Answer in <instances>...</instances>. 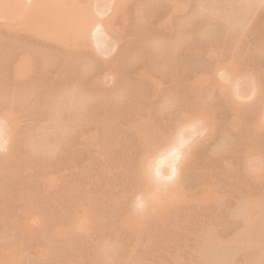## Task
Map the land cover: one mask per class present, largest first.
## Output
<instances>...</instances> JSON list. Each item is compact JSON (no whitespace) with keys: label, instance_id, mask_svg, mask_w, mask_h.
<instances>
[{"label":"rangeland","instance_id":"rangeland-1","mask_svg":"<svg viewBox=\"0 0 264 264\" xmlns=\"http://www.w3.org/2000/svg\"><path fill=\"white\" fill-rule=\"evenodd\" d=\"M173 1L1 4L0 264H264V0Z\"/></svg>","mask_w":264,"mask_h":264},{"label":"bare ground","instance_id":"bare-ground-1","mask_svg":"<svg viewBox=\"0 0 264 264\" xmlns=\"http://www.w3.org/2000/svg\"><path fill=\"white\" fill-rule=\"evenodd\" d=\"M3 2L5 1V0H2ZM28 1H30V0H28ZM28 1H25V5H22L21 4V2H23V0L22 1H20V0H6L5 1V4H2L3 2H1V4H2V6L4 5V9L3 10H5L6 9V11L7 12H11V9L13 10V12H12V16H13V13H14V16L12 17V18H10V19H12V20H14V22L16 23H11L10 22V24H12L13 25V27H12V29H15L14 27L16 26V25H18V21L16 20L17 19V17H20V20H21V23H20V25H22V27H27V29H30V27L32 28V26H34L35 28H32V29H36V25L37 24H35L34 23V21H35V18H38L37 17V15L39 16V19H40V17H41V15H40V12L39 11H41V10H46V9H50V20H58V18L59 19H62L63 20V24H62V22L59 20L58 22H55L54 23V21H51V22H49V23H46L47 25H45L44 26V30L43 29H41V28H39L38 27V29L37 30H43V31H48V32H46V33H48V35L50 36V37H52L53 39L55 38V40H60V42L63 40V39H65V38H67V39H69L68 38V33H67V36L65 37V36H63V34H65L66 35V32H67V30H63V29H72L71 27H73V29H74V27L75 26H78L79 24V30L81 29V25H82V21H83V19L85 18V17H88L89 15H91L92 14V12L90 13V11L92 10L93 11V13H94V11L96 10L95 8H96V6H97V4L99 3L98 1H96L95 0V4H94V1H92L93 2V4H91L90 2H88V3H85L86 4V8L85 7H83V5H85V4H81L80 3V1L79 2H77L78 0H70V2L68 3H66V2H64V1H62V0H31L29 3H28ZM170 1V0H169ZM172 1V0H171ZM20 2V3H19ZM27 2V3H26ZM181 2H182V0H181ZM181 2H177V0H174L173 2H171L172 4L174 3V4H180ZM79 3V4H78ZM170 3V2H169ZM1 4H0V6H1ZM87 4L88 5H91L92 7H94V9L93 8H91V6H90V11H89V9H88V7H87ZM102 5V4H101ZM1 6V7H2ZM14 6V8H12ZM47 6H49V7H47ZM98 7L100 8V7H102V6H99L98 5ZM97 7V8H98ZM99 10V9H98ZM98 10H96V11H98ZM53 11H55V12H53ZM38 12V13H37ZM52 13V14H51ZM56 13V14H55ZM60 16V17H58V15ZM51 15H53L54 17H56L55 15H57V17L56 18H52L53 16H51ZM42 18V17H41ZM83 18V19H82ZM17 22H16V21ZM37 20V19H36ZM39 21L40 20H38V23H39ZM108 22V21H107ZM63 26H62V25ZM65 24V25H64ZM83 24L84 25H88V22H83ZM108 24H109V22H108ZM12 25H10V26H12ZM56 25V26H55ZM83 25V26H84ZM39 26V25H38ZM50 26V27H49ZM61 26V27H60ZM65 26H67V28L65 27ZM69 26V27H68ZM17 27V26H16ZM47 27V28H46ZM63 27V28H62ZM46 28V29H45ZM76 29H78L77 27H75ZM68 30V32L69 31H71V30ZM59 31H62V33H60ZM73 31H75V29L73 30ZM59 34H58V33ZM45 33V34H46ZM50 33V34H49ZM53 34V35H52ZM59 35V36H55V35ZM69 34H71V32H69ZM74 34V33H73ZM47 35V36H48ZM61 36V37H60ZM63 36V37H62ZM71 37V36H70ZM63 38V39H62ZM96 39V38H95ZM94 39V40H95ZM66 40V39H65ZM62 42H64V41H62ZM96 42V41H95ZM65 44L67 43V45L69 44L68 43V41H65L64 42ZM71 43V42H70ZM28 58L27 57H21L20 58V60H18V62H16L15 63V65H13L14 66V68H15V70L17 71V72H20L21 70H24L25 68L27 69L28 67H29V65H30V63H29V61L27 60ZM21 73V72H20ZM19 74V73H18ZM229 76H230V74H228ZM228 75H225V76H228ZM239 77H242V76H239ZM246 77V76H245ZM244 77V78H245ZM225 79H227L226 77H224ZM249 81V80H248ZM249 83H251V82H249ZM234 86L236 87V89L237 90H239L238 89V85H236L235 83H234ZM235 87H233L234 88V91L236 92L237 90H235ZM227 91V90H226ZM241 91V90H240ZM229 93V92H228ZM237 93H238V91H237ZM229 94H231V93H229ZM239 94L240 95H242L240 92H239ZM232 95H235V93L233 92V94H231V96ZM239 96V95H238ZM238 96H237V94H236V98H235V96L233 97L232 96V98L230 97V99H231V102H234L235 100H234V98L235 99H237L238 98ZM241 97V96H240ZM66 99H69V100H71L72 101V99L73 98H66ZM65 99V101L64 102H67V100ZM234 101H233V100ZM69 100H68V103H69ZM237 102H238V100H237ZM237 102L235 101L233 104L234 105H236L237 104ZM262 123V122H261ZM8 126H10V125H8ZM7 126V127H8ZM2 127V126H1ZM0 127V128H1ZM5 128V126H3V128H4V130L6 129L7 130V132H9V128ZM10 129H11V127H10ZM0 131H2V128L0 129ZM4 132V131H3ZM3 132H0V135L1 136H4V134H3ZM10 133V132H9ZM8 135V134H7ZM179 135H180V133H179ZM182 135V134H181ZM179 136L180 137V139H178V135H177V137H176V140L177 141H181L182 139H183V141H184V135H183V137L182 136ZM181 137H182V139H181ZM3 138V137H2ZM1 139V138H0ZM2 141V140H1ZM3 141H5V140H3ZM3 143V142H2ZM174 146V145H173ZM172 147V146H171ZM173 148V147H172ZM169 149V148H168ZM172 149L170 148V151H171ZM167 152H168V150H166ZM151 153L153 154V152L151 151ZM179 153V152H178ZM148 154V153H147ZM147 154H145V155H147ZM156 154V153H155ZM164 155V154H163ZM150 156H152L151 154H150ZM251 156V155H250ZM154 157H157V156H154ZM166 157V156H165ZM168 157V156H167ZM166 157V158H167ZM149 157H145V158H141V160H140V163H139V166H140V168H141V172H142V175H143V178L142 179H144L143 181L144 182H147V178H150V176H152V175H150V174H153V171H155L154 173L156 174H159V175H161L162 174V171L164 170V168L166 167H162V165H163V163L165 164V159L164 158H161L160 157V161L158 160V162H157V164H156V169H153V171L152 170H149V167L150 168H152V165H151V160H149L148 159ZM248 158H250V157H248ZM142 159H143V161H142ZM162 159V160H161ZM164 159V160H163ZM249 160V159H248ZM141 161H142V163H141ZM153 162V161H152ZM249 162V161H248ZM246 164V163H245ZM141 165H142V167H141ZM151 165V166H150ZM246 166H248V165H246ZM161 167H162V169L163 170H161ZM152 172V173H151ZM163 173H164V171H163ZM156 174V176H158ZM165 174H166V172H165ZM150 175V176H149ZM154 175V174H153ZM163 175V174H162ZM149 176V177H148ZM156 176H154V177H156ZM164 176H166V175H163V177ZM158 178V177H157ZM152 179H153V177H152ZM156 181V180H155ZM156 183V182H155ZM158 183V182H157ZM145 185H146V183H144ZM147 184L148 185H150V184H152V183H150L149 181L147 182ZM147 185V186H148ZM157 185V184H156ZM176 185V184H175ZM174 185V186H175ZM151 186V185H150ZM149 186V187H150ZM173 186V187H174ZM153 187V186H152ZM176 187V186H175ZM175 187H174V189H175ZM154 188V187H153ZM152 188V189H153ZM152 189H150L151 191H152ZM149 190V191H150ZM141 192H143V191H141ZM144 194H147V193H144ZM144 194H143V198H144ZM142 195V194H141ZM146 196V195H145ZM142 198V199H143ZM148 198V199H147ZM147 199V200H146ZM146 199H144V200H146V202L147 203H149L150 201H149V197H146ZM141 201V200H140ZM144 204H145V201L143 202ZM145 205H148V204H145ZM144 205V207H146ZM144 207H143V209H142V207H141V209H142V211L144 210ZM150 207V206H149ZM255 206H254V204L252 205V204H249V205H247L246 207H244L243 208V212L244 211H246L247 213H250V212H253V211H255V208H254ZM151 208V207H150ZM150 208H149V212H151V210H150ZM141 209L139 210V213L141 212ZM146 210V209H145ZM258 213V212H257ZM255 215V214H254ZM248 230H250V229H248Z\"/></svg>","mask_w":264,"mask_h":264}]
</instances>
